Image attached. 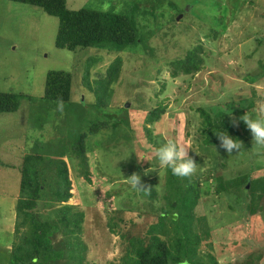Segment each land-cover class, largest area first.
<instances>
[{
  "label": "rangeland",
  "instance_id": "obj_1",
  "mask_svg": "<svg viewBox=\"0 0 264 264\" xmlns=\"http://www.w3.org/2000/svg\"><path fill=\"white\" fill-rule=\"evenodd\" d=\"M65 3L70 9L83 7L116 13L145 8L150 14L161 6L165 14L157 19L159 24L154 25V18H148L142 30L154 34L156 28L163 26L162 22L169 29L176 25L177 30L168 34L163 29L160 32L165 36L151 35L148 43L138 49H145L149 44L151 52L148 53L95 48L69 51L55 47L57 17L35 5L0 0V92L27 97L20 99L16 112L0 114V264H11L12 246L15 249L19 243L13 230L14 198L23 155L33 152L34 147L30 145L37 139L39 151L47 157L52 148L66 142L62 138L65 133L67 136L78 132L76 127L68 132V127L76 124L75 104L83 101L87 107L94 104L92 88L96 90L109 66L117 60L115 80L106 84L105 93L100 84V91L107 101L104 112L113 114L121 107L128 109L121 115L128 124L120 125L123 137L116 143L105 142L109 144L106 151L98 147L87 154L91 183L76 176L74 161L67 165L77 190L68 202L74 204L78 200L75 207L83 213L78 239L86 250L80 252L79 264H125L127 239L132 236L147 239L148 226L157 220L155 212L162 207L160 196L165 173L162 167L149 168L156 149L137 123L158 105L164 110L153 126L154 135L165 142L175 138L189 150L195 162H200L193 176L199 179L201 191L205 190V181H212L207 178L209 170L212 174L221 171L228 178L249 170L257 178L264 176V145H257L252 136L248 148L240 141L239 152L234 151L230 156L223 150V159L217 146L203 150L197 131L201 117L194 109L210 104L212 111L225 109L237 101L248 105L246 98L254 95L253 106H247V112L253 118L260 115L259 108L264 105V0H65ZM179 15L180 23L177 22ZM207 31L216 33L205 36ZM160 36L170 40L169 46H163ZM194 39L203 44L202 53L207 52L205 66L191 77L172 78L167 63L173 58L174 49L183 54L194 44ZM49 70L71 73L68 102H49L42 98ZM154 70L156 76H153ZM228 98L232 102L227 103ZM91 114L95 115L92 111ZM22 139L28 141L23 148ZM151 145L153 150L148 151ZM134 173L141 176L143 189L129 183L127 178ZM153 188L160 192L146 194ZM249 188L247 183L244 193L242 187L219 194L202 193L194 208L210 230V239L200 245L201 252L210 251L219 264H264V211L254 215L247 211L252 195ZM256 192L260 197L258 205L264 207V188L258 186ZM121 205L125 207L120 211ZM109 223L114 232L109 230ZM249 230L251 237L256 233L258 239L249 240L246 235ZM235 235H239V245L231 246L230 237ZM51 238V245L56 246L60 234ZM209 243L211 246L203 247ZM65 257L43 264L77 263H65Z\"/></svg>",
  "mask_w": 264,
  "mask_h": 264
},
{
  "label": "trees",
  "instance_id": "obj_2",
  "mask_svg": "<svg viewBox=\"0 0 264 264\" xmlns=\"http://www.w3.org/2000/svg\"><path fill=\"white\" fill-rule=\"evenodd\" d=\"M13 1L38 6L47 14L57 17L55 47L69 51L76 52L95 48L132 53L137 51L143 53L144 50L148 53V51L151 52L149 44L145 49H138L142 44L148 43L151 35H164L160 32L163 29L168 34L174 29L177 30L176 25L169 29L163 22L161 23L163 26L156 28L154 34L149 35L147 29L142 30L147 25L145 23L148 18L153 17L152 23L154 25L159 24L157 19L165 14L161 10V6H158L157 11L150 14L145 8L131 10L129 13H116L111 10H94L83 7L70 9L66 6L65 0ZM177 22L176 24L180 23ZM211 33L216 32L208 33L207 31L205 36H211ZM164 36H160L163 40L162 44L169 46L170 40ZM203 51V44H199V39L183 54L174 49V56L167 63L170 76L172 78L182 75L191 77L200 71L205 66L204 62L207 57V52L205 51L204 54ZM117 64H119V60L109 66L104 81L101 80L102 82H100L104 93L106 84L108 85L115 80L117 69L114 65ZM157 67H155L156 71ZM155 70L153 76L157 74ZM71 84L72 75L70 72L49 70L46 73L42 98L49 102L66 103L70 99ZM100 84L96 90L94 87L92 88L95 102L89 106L91 108L85 106L84 101L81 104L76 103L77 107L73 108V114L77 120L73 127H68L70 129L68 132H71L74 127L79 128L78 132L67 136L65 133L62 138H65L66 142L64 141L57 148H52V153L47 157L38 149L37 144L40 142L37 139L36 141L33 140L30 145V148L34 147L33 152L24 154L22 157L23 163L19 167L20 179L14 198L16 205L13 222V230L17 234L19 243L18 249H14L12 246L11 264H43L44 261L53 262L66 255L67 257L63 259L65 263L77 262L75 264H79L80 252L84 248L86 250V246L80 243V239H78L82 233L83 213L75 207L78 200H75L74 204L68 202L77 192L73 177L69 173L68 162L74 161L77 167L76 176L85 179L88 184L91 183L87 154L92 152L94 148L97 150L98 147L106 151L109 144L105 142L116 143V141H120L123 137L121 134L123 130L120 125L128 126L126 119L121 116L128 110L126 107H121L118 112L113 114L104 112V109L107 108V101L105 100L106 96L100 91ZM229 96L234 97L233 95ZM25 97L24 94L0 92V114L16 112L20 105V99ZM254 97V95H250L246 98L248 105L236 100L238 103L228 104L225 109L212 111L213 106L211 104L205 105L209 108H204L203 105L194 108L201 117L197 131L203 150H212L217 146L219 157L223 159V150L219 147V140L216 135L222 130L227 131L229 135L239 141H243L247 148L250 146L251 132L245 123L239 120V117L250 114L247 112V106H253ZM230 102L232 101L229 99L227 103ZM92 108L94 111L91 110ZM163 110L164 108L158 105L149 110L146 117H142V121L137 123L148 142L153 144L156 150L165 143L158 137L159 135H154L153 129ZM91 111L95 115L91 114ZM56 125L58 126V124ZM83 128L84 131H82ZM120 129L121 132H119ZM172 133L174 136L175 132ZM173 141L176 142L175 138ZM21 142L23 148L28 141L22 139ZM43 148L48 151L46 147ZM147 150H153V146L151 145ZM196 163L198 169L200 162L197 161ZM150 164L149 168L158 166L155 157L150 159ZM224 164V160H222L223 167ZM206 172L207 178L212 181L210 183L205 181V190L201 191V183L196 176L181 178L173 175L169 169L163 168L165 183L160 196L162 207L155 212L157 220L148 226L147 239L140 236H132L127 239L125 264H219L214 259V255L210 254V251L207 254L201 252L200 245L203 240L210 239V230L206 227L205 219L197 215L194 208L202 193L216 192L219 194L233 189L240 190V187L244 193L243 187L250 183L249 189L252 195L246 209L252 215L259 210L263 212L264 207L258 205L260 197L256 190H258V186L261 189L264 188V176L257 178L252 175L250 170L245 173L233 174L231 178L224 176L220 173L221 171L217 174H212L211 170ZM158 192L160 189L153 188L151 191L147 190L146 194H158ZM158 199L157 197L155 201ZM121 206L120 211L125 205ZM108 226L109 230L114 232L112 224L109 223ZM58 233L60 239L57 240L56 246H52L51 237ZM246 235L249 240L255 237L258 239L256 233L251 237L250 230L246 231ZM232 238L233 240H231ZM238 239L239 235L230 237V245H239ZM207 246H211V243L203 245V247ZM74 255H76L75 259Z\"/></svg>",
  "mask_w": 264,
  "mask_h": 264
},
{
  "label": "clouds",
  "instance_id": "obj_3",
  "mask_svg": "<svg viewBox=\"0 0 264 264\" xmlns=\"http://www.w3.org/2000/svg\"><path fill=\"white\" fill-rule=\"evenodd\" d=\"M259 113L256 118L249 114L239 117L247 128L250 130L253 141L257 145H264V105L259 108ZM219 140L220 149L224 150L230 156L234 151L242 149L241 142L229 135L227 131H220L216 133ZM155 159L158 167L169 169L171 173L177 177H190L197 171V163L189 155V150L175 141H167L157 148L155 152ZM132 187L143 189L141 184V176L132 174L127 178Z\"/></svg>",
  "mask_w": 264,
  "mask_h": 264
},
{
  "label": "water",
  "instance_id": "obj_4",
  "mask_svg": "<svg viewBox=\"0 0 264 264\" xmlns=\"http://www.w3.org/2000/svg\"><path fill=\"white\" fill-rule=\"evenodd\" d=\"M179 17H180V15H179ZM179 17H177V19H178Z\"/></svg>",
  "mask_w": 264,
  "mask_h": 264
}]
</instances>
